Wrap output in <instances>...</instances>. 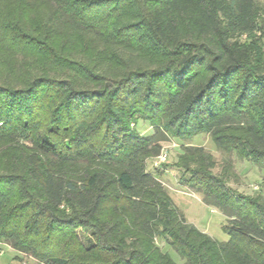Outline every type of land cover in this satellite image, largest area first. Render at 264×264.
I'll list each match as a JSON object with an SVG mask.
<instances>
[{
    "label": "trees",
    "instance_id": "16d2710c",
    "mask_svg": "<svg viewBox=\"0 0 264 264\" xmlns=\"http://www.w3.org/2000/svg\"><path fill=\"white\" fill-rule=\"evenodd\" d=\"M198 133L264 169L256 0H0V243L36 264H264V178L233 191L230 162L182 144ZM170 140L227 241L148 171Z\"/></svg>",
    "mask_w": 264,
    "mask_h": 264
},
{
    "label": "rangeland",
    "instance_id": "374dc122",
    "mask_svg": "<svg viewBox=\"0 0 264 264\" xmlns=\"http://www.w3.org/2000/svg\"><path fill=\"white\" fill-rule=\"evenodd\" d=\"M256 1L259 3L260 16L264 18V0ZM137 129L142 135L151 131L150 124L142 120L138 122ZM184 143L200 145L209 151L216 162V166L213 168L214 173H219L224 164L230 162L232 172L227 179V185L233 191L245 194L263 191L261 182L264 178V169H261L258 163L241 159L233 153L217 148L206 133H198L188 139L187 142H182V144ZM182 144L178 140L163 142V148L167 149V157L163 162L166 166L156 165V158H154L147 162V169L161 180L174 204L184 213L189 222L215 240L225 242L229 237L223 228L224 215L218 209L204 204L201 201L202 195L199 190L187 183V175H182L180 170L171 166L172 163L176 162L178 154L182 152ZM155 242L163 250L167 248L165 241L156 239ZM171 252L180 261L172 250ZM16 253L8 244L1 242L0 264H36L33 258L20 253H17L18 256H16Z\"/></svg>",
    "mask_w": 264,
    "mask_h": 264
},
{
    "label": "built area",
    "instance_id": "2783aa9c",
    "mask_svg": "<svg viewBox=\"0 0 264 264\" xmlns=\"http://www.w3.org/2000/svg\"><path fill=\"white\" fill-rule=\"evenodd\" d=\"M167 157V149L166 148H162L160 154L156 157V165H161Z\"/></svg>",
    "mask_w": 264,
    "mask_h": 264
}]
</instances>
